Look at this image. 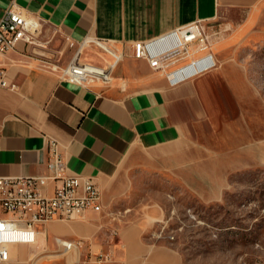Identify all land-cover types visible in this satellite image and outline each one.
Returning <instances> with one entry per match:
<instances>
[{
	"label": "crops",
	"instance_id": "crops-1",
	"mask_svg": "<svg viewBox=\"0 0 264 264\" xmlns=\"http://www.w3.org/2000/svg\"><path fill=\"white\" fill-rule=\"evenodd\" d=\"M12 4L38 18L45 35L59 34L63 50L73 49L70 58L86 38L113 40L131 51L135 41L155 39L195 20L210 27L229 25L234 32L264 33V0H0V17ZM43 50L19 44L0 57L15 85L0 88V175L45 177L46 141L52 137L62 145L67 173L93 179L102 209L83 220L46 223L30 248L12 245L10 260L0 264H25L47 245L67 251L56 238L82 240L84 246L74 250H84V257L111 253L125 264H168L142 240L143 227H117L116 217L104 223L103 209L127 193L132 170L166 172L207 201L220 197L228 170L237 168L240 159L244 167L254 162L253 152L226 151L232 142L225 137L238 135L235 122L249 102L240 97L249 87L239 67L216 50L215 67L200 75L176 85L165 81L138 88L147 74L136 76L126 59L114 86L103 89L60 80L32 56L36 51L47 55ZM96 53L102 60L85 51L81 59L85 54L83 61L104 65L107 58ZM39 186L51 196L55 183L43 180Z\"/></svg>",
	"mask_w": 264,
	"mask_h": 264
},
{
	"label": "rangeland",
	"instance_id": "rangeland-1",
	"mask_svg": "<svg viewBox=\"0 0 264 264\" xmlns=\"http://www.w3.org/2000/svg\"><path fill=\"white\" fill-rule=\"evenodd\" d=\"M210 26L206 25V33L210 35L213 53L222 50L227 54L225 60L239 67L240 77L249 87L244 93L240 91V97L249 102L240 107L239 122H235L238 135L225 137L232 142L226 151L240 155L253 152L254 162L244 167L240 159L237 168L228 170L220 197L207 201L197 198L166 172L132 170L127 193L111 199L102 218L105 223L116 217L113 222L117 227H143L142 240L156 247L168 264H264V163L260 162L264 151V33L234 32L235 27H219L217 23ZM40 40L45 44L36 50L44 49L48 54L32 53L39 64L65 67L73 49L63 50L61 45L65 43L56 32L49 37L41 29ZM115 48L123 53V58L112 71V82L103 89L114 86L116 72L126 59L130 61L128 69L136 76L147 74L138 88H155L166 81L146 61L134 60L129 49L120 48L118 43ZM84 51L102 60L98 51L108 59L105 63L111 58L95 47ZM126 83L121 81L123 86ZM83 252H63L47 245L25 264H76L85 258Z\"/></svg>",
	"mask_w": 264,
	"mask_h": 264
},
{
	"label": "built area",
	"instance_id": "built-area-1",
	"mask_svg": "<svg viewBox=\"0 0 264 264\" xmlns=\"http://www.w3.org/2000/svg\"><path fill=\"white\" fill-rule=\"evenodd\" d=\"M41 22L12 4L0 17V57L16 50L19 44L31 51L43 48L40 40ZM210 35L201 20L192 21L149 41H135L131 55L144 60L148 66L164 75L169 85L200 75L215 67ZM115 41L86 38L79 44L65 67L50 65L48 69L62 81L82 87L109 85L112 71L123 58L115 48ZM95 47L107 54L109 63L96 65L81 59L85 48ZM114 53H110L107 48ZM35 53V52H33ZM110 64H112L110 66ZM0 88L15 89L8 81L6 68L0 64ZM61 143L48 137L46 141L48 174L36 176L0 175V263L10 260V247L16 244H34L39 229L50 221L83 220L88 212L98 213L102 209L101 197L95 182L90 177L70 175L61 151ZM43 180L53 181L55 188L51 196L40 189ZM112 235L116 231L111 232ZM59 247L67 250L83 245L82 240L68 241L56 238ZM77 264H125L115 261L111 253H88Z\"/></svg>",
	"mask_w": 264,
	"mask_h": 264
},
{
	"label": "bare ground",
	"instance_id": "bare-ground-1",
	"mask_svg": "<svg viewBox=\"0 0 264 264\" xmlns=\"http://www.w3.org/2000/svg\"><path fill=\"white\" fill-rule=\"evenodd\" d=\"M83 44H84V41H83ZM79 48V50H81V48H82V46L81 47H78ZM105 48H107L108 49V51L110 52V53H114L112 50H110L108 47H105ZM110 62V61H109ZM109 62H107V63H109ZM112 64H110V66H111ZM55 242H57V241H55ZM65 250H67L66 248H64Z\"/></svg>",
	"mask_w": 264,
	"mask_h": 264
}]
</instances>
